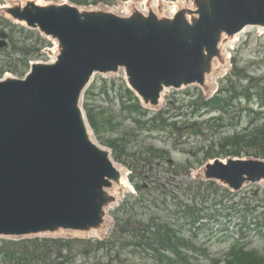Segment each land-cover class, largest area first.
<instances>
[{"label":"water","instance_id":"obj_1","mask_svg":"<svg viewBox=\"0 0 264 264\" xmlns=\"http://www.w3.org/2000/svg\"><path fill=\"white\" fill-rule=\"evenodd\" d=\"M192 2L172 16L34 0L2 9L56 40L58 54L33 63L25 78L0 80V236L104 228L122 173L92 139L82 107L95 74L124 69L143 103L158 106L166 89L207 87L215 61L225 62L224 45L248 27L264 30V0ZM0 37L7 46V34ZM204 173L240 190L264 179V161L216 159Z\"/></svg>","mask_w":264,"mask_h":264},{"label":"rangeland","instance_id":"obj_2","mask_svg":"<svg viewBox=\"0 0 264 264\" xmlns=\"http://www.w3.org/2000/svg\"><path fill=\"white\" fill-rule=\"evenodd\" d=\"M27 1L0 0V7ZM34 1L122 14L129 0ZM166 1L172 2L169 9L159 12H169L173 2L191 4L190 0ZM1 33L7 34L9 46L0 50V79L8 74L24 78L32 61H49L56 54L51 37L0 9ZM240 36L235 48H227L233 57L224 76L210 77L205 88L193 84L166 89L158 106L134 107L123 70L94 75L82 107L96 140L128 172L133 189L107 208L103 229L40 237L72 240L74 264H213V260L227 264L235 259L231 248L236 238L264 254V179L234 191L219 180H208L204 173L205 165L215 159L264 160V31L250 27ZM129 192L134 197L127 202ZM212 193L213 201L200 203ZM197 211L196 217L201 218H195L194 225L191 216ZM159 222L173 225L175 236L184 237L178 243H185L186 263H180V258L170 261L161 255L163 251L146 245L152 242L163 248L158 238L166 236L157 233ZM142 237L147 238V249L133 241ZM91 239L93 243L87 245ZM86 247L95 251L86 254Z\"/></svg>","mask_w":264,"mask_h":264},{"label":"trees","instance_id":"obj_3","mask_svg":"<svg viewBox=\"0 0 264 264\" xmlns=\"http://www.w3.org/2000/svg\"><path fill=\"white\" fill-rule=\"evenodd\" d=\"M127 90L134 99V107L142 109L143 107L139 101V98L128 87ZM206 107H208V105H205L203 108ZM261 135L264 136V133H261ZM255 138H253V143L257 142L254 140ZM127 196V202L130 201V197H134L132 193L128 194ZM212 196L215 197V194L212 193L210 196H204L206 198L202 199L200 203H206L208 202L207 200L213 201V198H211ZM215 201L218 202L219 200L217 199ZM198 214L199 211H197L195 215L191 216L193 218L192 223L194 225L197 222L195 218H197L198 221L200 220L199 218H201L196 217ZM159 223L161 226L158 225L159 227L156 228L157 233L166 236L158 238V242L163 241L159 242L163 248H159V246H156V243L152 242L146 243V245H149L151 249H155L156 252L163 251L161 255L170 261L173 259L174 261L176 259L178 261V258H180L182 260L180 263H186L184 261L189 259L187 258L185 260L186 256H188L187 253H185L187 252V248L184 247L185 243L182 242L181 245L178 243L179 240H183L184 237H180L181 234H179V237L175 236V234H178L175 232V230H173L175 229V227H172L173 225L165 223L167 224V226H165L163 223ZM240 234L244 235V231L241 230ZM144 240H147V238H136L133 241L138 242V246L146 248L144 245L146 241ZM153 242H155V240H153ZM86 243L87 245L91 244L93 243V240L91 239V241H87ZM73 244L74 243L72 240L64 238L49 239L46 237H26L14 239L0 237V264H74V262L71 260L73 259L72 256L76 255L73 254L72 251ZM100 244L103 243L101 242ZM231 250L235 259L229 261L227 264H264V254L262 251L248 249L246 245L242 244L238 239L233 242ZM93 251H95L93 250V247L85 248L86 254H91ZM213 264H216V261L213 260ZM217 264H220V262H217Z\"/></svg>","mask_w":264,"mask_h":264},{"label":"bare ground","instance_id":"obj_4","mask_svg":"<svg viewBox=\"0 0 264 264\" xmlns=\"http://www.w3.org/2000/svg\"><path fill=\"white\" fill-rule=\"evenodd\" d=\"M191 1V0H190ZM38 2V1H37ZM40 3V2H38ZM129 3H132V2H129ZM169 3H172V2H168L166 0H143L142 2V7L141 5H137L136 7L141 10L143 13H146L148 12V10L150 9V7L154 10V12H158V10L160 8H163V9H166L168 10V4ZM128 4V3H127ZM147 5L144 6V5ZM9 6V5H7ZM7 6H1L0 9H3ZM179 7H183V4L180 3V2H173V5L172 7L170 8L169 12H166L164 11V14H166L167 16H172L178 9ZM190 8L193 7V4H190L189 5ZM129 9L131 10V7L129 8H126L125 12H124V15H128L129 14ZM247 30L245 29L244 31L242 32H246ZM241 32V33H242ZM240 34H236L233 39H231L228 44L225 46V48H228L229 45H230V48H235V44L240 40ZM227 53V51H226ZM228 56V55H227ZM228 66L224 67V70L227 68ZM165 95V91L163 92L162 94V98L163 96ZM90 133H91V137L92 139L98 144L101 146V144L96 140L94 134H93V131L92 129L90 128ZM114 165L116 166V168L122 173V182H121V185H115L114 188L110 189V192L115 195L117 197V201L121 199L123 193H125L126 191L130 190V189H133V186L132 184L129 182L127 176H128V172L120 165L118 164L116 161H114Z\"/></svg>","mask_w":264,"mask_h":264}]
</instances>
